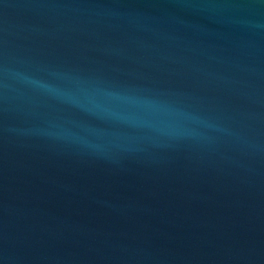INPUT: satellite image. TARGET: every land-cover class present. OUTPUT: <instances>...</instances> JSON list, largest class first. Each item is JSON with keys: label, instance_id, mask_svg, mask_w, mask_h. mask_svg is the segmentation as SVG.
Masks as SVG:
<instances>
[{"label": "water", "instance_id": "water-1", "mask_svg": "<svg viewBox=\"0 0 264 264\" xmlns=\"http://www.w3.org/2000/svg\"><path fill=\"white\" fill-rule=\"evenodd\" d=\"M0 264H264V0H0Z\"/></svg>", "mask_w": 264, "mask_h": 264}]
</instances>
